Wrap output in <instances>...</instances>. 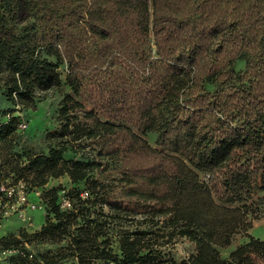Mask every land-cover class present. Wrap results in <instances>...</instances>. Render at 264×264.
Wrapping results in <instances>:
<instances>
[{"label":"trees","instance_id":"16d2710c","mask_svg":"<svg viewBox=\"0 0 264 264\" xmlns=\"http://www.w3.org/2000/svg\"><path fill=\"white\" fill-rule=\"evenodd\" d=\"M1 72L3 112L65 90L50 135L71 144L9 155L15 179L67 174L77 196L68 210L53 196L34 238L68 235L81 264H264L253 236L219 252L264 202V0H0ZM102 206L163 228L124 230L113 255L97 240ZM174 235L194 245L179 263L159 255Z\"/></svg>","mask_w":264,"mask_h":264},{"label":"rangeland","instance_id":"374dc122","mask_svg":"<svg viewBox=\"0 0 264 264\" xmlns=\"http://www.w3.org/2000/svg\"><path fill=\"white\" fill-rule=\"evenodd\" d=\"M2 74V72L0 73ZM3 78L0 76V88L2 87ZM62 91H51L46 93L40 100L36 101L35 109L27 108L19 105L17 109H14L17 105L11 109L16 116L14 122V130L9 134L12 138L10 141L2 143L0 140V177H9L15 179L11 172V165H15V162H10L9 155L14 151L27 150L30 152H46L50 146L56 144L65 143L63 140L69 137L53 138L50 132H54L61 124L62 118L57 117V108L59 107L62 97ZM6 99L1 94L0 89V110L5 108H11ZM23 120L26 122V127L20 129L18 127V121ZM145 138L155 146V133L149 132ZM71 143H65L69 145ZM93 153L87 150H80L77 153L78 157L91 156ZM15 160V159H14ZM19 161V160H18ZM22 162V159L19 161ZM10 163V164H9ZM112 163V161L110 162ZM32 174L23 176L21 179L26 180L31 186L38 189L39 194L36 195V200L40 203V206L33 210H28V214L31 217L32 225L27 226L25 222L13 214L6 218L0 226V243L6 247H17L18 251L12 253L6 257V261L13 264H24L23 259L27 261L24 254L27 252H33L36 258L41 259L46 264H75L77 261L76 255H71L67 250H62V246L67 244L69 239L68 235L62 237L61 240L50 239H38L34 238L31 234L38 231L48 214V205L53 196L59 197L60 190L65 189L71 199L76 202L77 196L73 192L72 182L67 174L60 175L58 177H49L45 183L41 185H35L31 182ZM18 179V178H17ZM89 192V189H87ZM113 198L118 196L117 193H111ZM89 196V195H88ZM29 197L33 199L34 194H29ZM114 211L102 206L95 210L93 217H96L95 221L102 223V233L97 237L98 242L106 241L104 247L111 250V254H115L117 239L121 233L126 229L138 228H153L160 229L162 223L154 224L147 221V217L141 213L129 214L126 217H118L114 215ZM249 218L252 221V227L248 229L246 233H239L234 235L231 243L226 247H220L219 252L222 257H228L229 252L235 249L238 245L243 244L249 239V236L255 238L264 239V202L258 203L255 210L249 213ZM71 227L70 231H74ZM163 229L158 232H167ZM248 234V235H247ZM13 239H16L17 242ZM160 238L159 241L166 240ZM7 240V242H5ZM158 246V245H157ZM162 252L159 253L161 257L166 260L179 263L183 259L194 252V245L187 239L181 236L174 235L172 238L159 247ZM82 264H117L113 261L112 257L109 259H93L90 261H83Z\"/></svg>","mask_w":264,"mask_h":264},{"label":"built area","instance_id":"2783aa9c","mask_svg":"<svg viewBox=\"0 0 264 264\" xmlns=\"http://www.w3.org/2000/svg\"><path fill=\"white\" fill-rule=\"evenodd\" d=\"M18 107L19 105H17L14 109H17ZM12 115H14L12 110H8L6 112L0 110V133L3 129L2 122H7ZM18 127L20 129L25 128L26 122L19 120ZM31 193L34 194L33 199L29 197V194ZM38 194V189L31 186L24 179L0 177V226L6 218L13 214H16L21 221L25 222L27 226L32 225L28 210H33L40 206L38 199L36 200V195ZM79 196L80 198H86L88 196V190H82L79 193ZM58 205L61 210H68L73 207V200L65 189L60 190ZM16 251H18L17 247H6L0 243V264H13L6 261V257ZM24 255L27 259V264H46L41 259L36 258L33 252H27ZM75 264L81 263L75 262Z\"/></svg>","mask_w":264,"mask_h":264}]
</instances>
